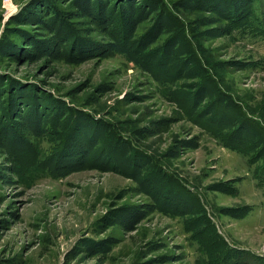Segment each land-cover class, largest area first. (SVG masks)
<instances>
[{
	"label": "rangeland",
	"instance_id": "1",
	"mask_svg": "<svg viewBox=\"0 0 264 264\" xmlns=\"http://www.w3.org/2000/svg\"><path fill=\"white\" fill-rule=\"evenodd\" d=\"M0 264H264V0H0Z\"/></svg>",
	"mask_w": 264,
	"mask_h": 264
},
{
	"label": "trees",
	"instance_id": "2",
	"mask_svg": "<svg viewBox=\"0 0 264 264\" xmlns=\"http://www.w3.org/2000/svg\"><path fill=\"white\" fill-rule=\"evenodd\" d=\"M61 161H62V160H59L58 163L61 162ZM80 162H81L80 159H79V160L76 159L75 161H72V162H71V165H72V167H76V166H78V165L80 164ZM61 163L66 165V163H64V162H61ZM99 163H100V162H99ZM101 164L104 165V161H103Z\"/></svg>",
	"mask_w": 264,
	"mask_h": 264
}]
</instances>
